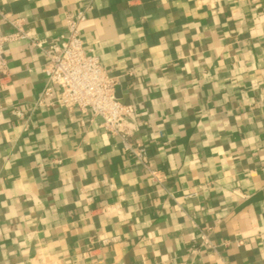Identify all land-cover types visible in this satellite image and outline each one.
I'll use <instances>...</instances> for the list:
<instances>
[{"label":"crops","instance_id":"crops-1","mask_svg":"<svg viewBox=\"0 0 264 264\" xmlns=\"http://www.w3.org/2000/svg\"><path fill=\"white\" fill-rule=\"evenodd\" d=\"M80 9L153 174L98 117L43 97V50ZM0 13L40 42L5 44L0 264H264V0H0Z\"/></svg>","mask_w":264,"mask_h":264},{"label":"built area","instance_id":"built-area-1","mask_svg":"<svg viewBox=\"0 0 264 264\" xmlns=\"http://www.w3.org/2000/svg\"><path fill=\"white\" fill-rule=\"evenodd\" d=\"M0 16L12 27L9 32L0 28V74H4L7 66L6 43L28 39L32 45L40 46V42L22 29L20 19H7L2 13ZM85 17L84 9L65 12L63 32L57 41L47 43L43 50L45 61L40 67L45 78L43 97L49 100L55 98L66 110L89 111L98 117L100 126L118 137L124 150L153 174L149 169L146 147L143 144L133 145L129 138L133 125V107L123 103L115 94L116 77L110 75L99 58L84 46L79 26ZM50 102H44L41 98L34 107ZM12 113L18 117L24 115L18 108H13Z\"/></svg>","mask_w":264,"mask_h":264}]
</instances>
